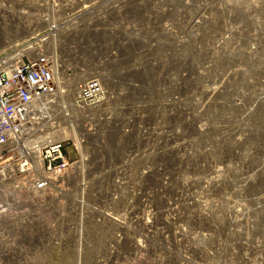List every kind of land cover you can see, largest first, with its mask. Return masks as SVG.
<instances>
[{"label":"built area","instance_id":"1","mask_svg":"<svg viewBox=\"0 0 264 264\" xmlns=\"http://www.w3.org/2000/svg\"><path fill=\"white\" fill-rule=\"evenodd\" d=\"M130 1L0 0V185L15 178L32 191L52 185L40 201L49 209L0 197V264H194V227L166 228L156 201L167 183L156 170L165 161L164 130L152 124L145 80L134 78L150 68L153 41L147 32L127 38L134 33L132 16L124 15ZM102 69L121 75L111 92ZM43 121L32 129L42 138L19 154L23 132L35 136L26 126ZM151 167L160 178L151 180ZM58 174L69 182L64 189L53 182ZM153 214L154 223L147 217ZM180 232L178 253L162 257L160 239Z\"/></svg>","mask_w":264,"mask_h":264},{"label":"rangeland","instance_id":"2","mask_svg":"<svg viewBox=\"0 0 264 264\" xmlns=\"http://www.w3.org/2000/svg\"><path fill=\"white\" fill-rule=\"evenodd\" d=\"M136 1L124 15L149 19L133 22L153 41L134 78L164 130L165 227H194V264H264V0Z\"/></svg>","mask_w":264,"mask_h":264},{"label":"bare ground","instance_id":"3","mask_svg":"<svg viewBox=\"0 0 264 264\" xmlns=\"http://www.w3.org/2000/svg\"><path fill=\"white\" fill-rule=\"evenodd\" d=\"M148 1L149 0H137L136 2H139V4L142 3L141 5L144 8L145 7V4ZM19 2H20V0H19ZM150 2L151 3L152 2L153 3L155 2L159 6L162 5V4H166V5L168 4V3H166L165 0H151ZM165 10H166L165 7H162V9L157 10V13L159 15H164L165 14ZM97 13H98V15H102V13L99 12V11ZM135 16H132L133 20H145L146 19L145 16L144 17H139L138 19H136ZM30 17H32V16H30ZM136 17H138V16H136ZM131 27L132 28L134 27V33L129 34L127 36V38H131L132 39V38L135 37V32L138 31V25H136V24L133 23V25ZM125 31H127V28H126ZM126 34L127 33H125V35ZM159 43L161 44L162 42L159 41ZM133 70H135V69H133ZM102 72H103V69H102ZM86 73L87 72H81V75L86 74ZM103 74H104V76H103L104 77V82H105V84H108V88H109V90L111 92L112 90H114V87L118 84L117 82H118V79H120L121 75H118L117 74V78H116V76L114 78L112 76H110V77L106 76V74L104 72H103ZM61 77L62 76L59 74V79L60 80H62ZM132 83H133V81H132ZM69 90L70 91L73 90V83L70 85ZM132 95H133V93H132ZM113 96L114 95L112 94V96L110 98V101H109L110 103H111V100H112ZM41 98H43V97L40 96V97L36 98L35 101L40 102V99ZM118 99H119V97L117 95L115 97L113 103H116L118 101ZM54 111L55 110L53 108V113H54ZM45 121H43V123H38L36 125L30 123V124H28L26 126L29 132L35 133V136L29 135V134H25L26 131L23 132L26 136H24V134H22L18 138V141L16 143V150H17V152L19 154H21V155H28V149H29V147H31V145L34 144V142H38L42 138V136L36 134V132H34L32 129H37L39 127L44 126ZM111 127L113 129L115 126L112 125ZM29 136L32 137V138H29ZM163 141H164V139H163ZM162 163H163V165H162L161 169H158V167L156 168L157 171L158 170L160 171L161 178H162V175L163 174H168L167 163L165 161H162ZM148 172H151V175H150L151 180H156V179L160 178V176L153 169V167H151ZM52 176L54 178L53 182H56V179H58V181L62 184V187L59 188V190L60 189H64V188H66L68 186L69 182L68 181L65 182V180H64L65 179V176L64 175L58 174V175H52ZM168 179H169V177H168ZM15 180H16V182H15ZM15 180L14 179H11V180L7 181L6 183L0 185V197H1L2 200L5 199L6 201L9 202V205L16 206V207H19V208L29 206V207H32L33 210L41 209L42 207H44L43 209H49V204H47V205L46 204H41L40 201L44 200L45 198H47L48 196L51 195V191H52V185L51 184H49L48 186H46L45 188H43L41 190L32 191L31 188H30V185H29V183H28V181L26 179H24V178H15ZM24 180H26V181H24ZM47 189L49 191H47ZM53 191H55V187L53 188ZM177 210H178V208H177ZM167 213L168 212H165V216L167 215ZM33 215L35 217H41L38 212H34ZM141 219L143 221L142 224L144 225V218H141ZM171 219L172 220H176V217H171ZM118 222H120V224H124V222L122 220H120V219H118ZM123 226L126 229L130 228L133 231L134 234H136L135 229H139L138 227L134 226L129 221L126 222ZM181 233L182 232H180L178 235L168 234L171 237V244H169V245H166L165 244V243H169L170 242L169 239L167 237H165V239H164L165 240V243L164 242L161 243L162 253H163L164 256H168V255H172V254L178 253L177 251L179 249L177 248V251H176L173 248V246L175 244H177L178 242H182V241H180V238H179V236L181 235ZM116 257H118V258H121L122 257V252H121L120 248L116 251Z\"/></svg>","mask_w":264,"mask_h":264}]
</instances>
